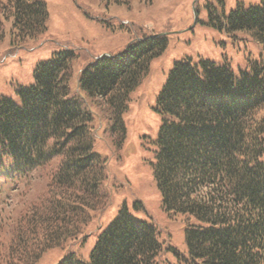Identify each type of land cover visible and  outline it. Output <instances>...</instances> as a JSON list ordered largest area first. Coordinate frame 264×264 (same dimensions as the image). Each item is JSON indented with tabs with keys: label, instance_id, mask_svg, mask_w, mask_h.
<instances>
[{
	"label": "trees",
	"instance_id": "trees-1",
	"mask_svg": "<svg viewBox=\"0 0 264 264\" xmlns=\"http://www.w3.org/2000/svg\"><path fill=\"white\" fill-rule=\"evenodd\" d=\"M47 20L41 0H0V33L7 21L13 44L45 32ZM216 21L247 32L262 59L238 74L226 63L174 62L156 101L153 177L163 210L186 220V254L171 248L173 264H264V0ZM166 42L144 36L94 59L75 94L74 53L55 52L36 65L18 102L0 98V176L39 171L45 181L33 199L1 208L0 264H35L52 248L85 243L92 213L109 204L106 161L94 151L95 117L108 121L119 149L130 94ZM162 250L155 227L123 207L88 261L71 253L57 264H154Z\"/></svg>",
	"mask_w": 264,
	"mask_h": 264
},
{
	"label": "rangeland",
	"instance_id": "rangeland-1",
	"mask_svg": "<svg viewBox=\"0 0 264 264\" xmlns=\"http://www.w3.org/2000/svg\"><path fill=\"white\" fill-rule=\"evenodd\" d=\"M41 1L47 7L48 20L46 31L35 38L13 44L9 23L2 21L0 98L18 102V90L32 84L36 65L49 60L55 52L74 53L69 88L75 94L80 72L94 59L117 55L130 42L144 36L165 35L167 42L163 52L151 60L147 75L130 94L123 114L125 136L119 149L108 121L95 117L94 151L106 161L109 204L92 213L83 232L85 243L78 241L65 248H52L35 264H57L71 253L88 261L97 237L123 207L133 218L155 227L163 250L154 264L175 263L171 248L186 254V220L163 210L153 177L154 140L161 123L156 111L157 97L176 61L189 58L192 62L203 59L216 65L226 63L235 74L251 61H260L263 52L257 41L245 31L219 27L216 21V17L228 15L237 5L246 7L260 0ZM38 176L39 171L22 177L2 174L0 210L9 211L16 204L36 197L45 183Z\"/></svg>",
	"mask_w": 264,
	"mask_h": 264
},
{
	"label": "water",
	"instance_id": "water-1",
	"mask_svg": "<svg viewBox=\"0 0 264 264\" xmlns=\"http://www.w3.org/2000/svg\"><path fill=\"white\" fill-rule=\"evenodd\" d=\"M161 36H164V35H158V36H155V37H161Z\"/></svg>",
	"mask_w": 264,
	"mask_h": 264
}]
</instances>
